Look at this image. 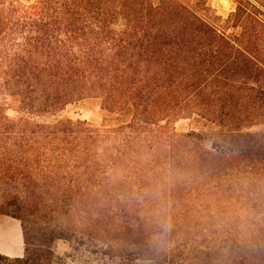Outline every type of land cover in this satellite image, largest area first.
Listing matches in <instances>:
<instances>
[{
  "label": "trees",
  "instance_id": "trees-1",
  "mask_svg": "<svg viewBox=\"0 0 264 264\" xmlns=\"http://www.w3.org/2000/svg\"><path fill=\"white\" fill-rule=\"evenodd\" d=\"M250 49L177 0H0V214L24 244L0 264H69L57 239L79 264H264V53ZM91 96L129 119L56 117ZM192 116L206 130L174 131Z\"/></svg>",
  "mask_w": 264,
  "mask_h": 264
},
{
  "label": "rangeland",
  "instance_id": "rangeland-1",
  "mask_svg": "<svg viewBox=\"0 0 264 264\" xmlns=\"http://www.w3.org/2000/svg\"><path fill=\"white\" fill-rule=\"evenodd\" d=\"M177 1L187 6L213 28L221 30L234 44L241 42L243 46H249V49L250 47L253 48V51L258 50V52L264 53V0ZM241 33H244V35L239 40L236 36H240ZM204 91L206 95L210 93V98H212L217 88L212 90L208 88ZM6 102L11 108L15 106V102L10 98H7ZM242 102L246 105L250 104L248 99H243ZM128 110L129 108H125L121 112L110 113L104 110L100 98L91 96L66 105L56 117L86 121L98 127H113L129 119L130 113H128ZM7 114L11 115L12 111L8 110ZM207 127L208 124L204 120L195 116L189 119L182 118L173 125L174 131L178 134L192 130H206ZM48 247L55 256L75 255L77 258L73 261L70 260V257H66V261L69 264H79L78 255L82 248H78V252H74L68 242L58 239L54 240ZM32 249H34L32 246H27L28 254ZM0 250H4L8 258H17L14 256L16 252L22 251V254L18 257H22L24 253L20 222L3 214H0ZM0 254L4 255L2 252Z\"/></svg>",
  "mask_w": 264,
  "mask_h": 264
},
{
  "label": "crops",
  "instance_id": "crops-1",
  "mask_svg": "<svg viewBox=\"0 0 264 264\" xmlns=\"http://www.w3.org/2000/svg\"><path fill=\"white\" fill-rule=\"evenodd\" d=\"M0 252L4 253V255L6 256V253H5L4 250H0ZM21 254H22V251H21V252H16V253H14V256H15V257H18V256H20Z\"/></svg>",
  "mask_w": 264,
  "mask_h": 264
}]
</instances>
